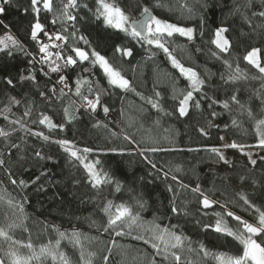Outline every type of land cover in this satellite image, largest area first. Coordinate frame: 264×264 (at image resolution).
Listing matches in <instances>:
<instances>
[{
  "label": "trees",
  "instance_id": "1",
  "mask_svg": "<svg viewBox=\"0 0 264 264\" xmlns=\"http://www.w3.org/2000/svg\"><path fill=\"white\" fill-rule=\"evenodd\" d=\"M116 2L131 18L140 16V10L148 6L160 19L193 28L192 41L179 34L168 39L179 46L176 55L184 66L192 67L206 82L200 93H194L200 108L190 107V115L179 117L175 112L179 99L171 98L172 81L180 89H187L189 82L172 68L162 51L107 26L102 17L97 18L94 15L95 0H78L81 6L70 10L77 16L76 21L52 24L54 13L47 12H41L39 21L51 34L63 26L72 45L90 51L89 46L78 39L80 35L85 36L91 47L122 70L135 91L125 92L110 86L99 66L92 68L88 61L82 66L62 68L60 73L44 75L48 71L47 64L35 63L34 67L29 64L38 49L30 36L31 25L35 22L30 0H11L9 4L2 5L5 11L0 13V35L9 32L19 41L20 47L12 48V55L0 52V128L11 133L7 139L0 137V159L5 161L0 166V194L5 195V200L0 201V226L6 227L8 223L20 222L21 219L18 212L14 214L8 207V197L16 201L26 198L23 225L28 230L21 227L10 234L23 244L30 241L37 251L41 245L55 243L59 239V251L65 253L71 264H85L90 253L93 254L90 257L92 264H105L104 256H109L107 264L160 261L161 257L155 255L150 244L133 238L143 234L145 239H149L150 233L135 227L129 230L124 226L116 231L130 234L116 236L114 231L104 230L107 215L103 209L111 201L113 205L131 206L133 213H139L145 228L152 222L162 227L177 225L173 230L188 238L181 253V264L187 260L217 264L211 257H203V253L198 251L200 244L214 253L238 255L242 252L239 241L216 233L212 227L205 229L204 225H214V213H224L225 210L257 224L254 209H248L239 194H246L252 203L264 209V162L256 157L257 165L253 166L241 155H233L230 162L224 164L210 149L222 147L221 136L228 143H257L256 121L264 119V77L252 79V76L260 74L243 57L249 49L258 48L261 50V64L264 65V17L253 15V12L264 11V0H254L250 5L249 0H161L166 5L164 7H155L157 0ZM62 3L66 0H54L55 15H58ZM182 5L185 7L181 8ZM219 26L228 29L225 35L231 47L227 53H220L212 43L214 30ZM74 30H78L76 39L70 36ZM45 38L40 35L42 42ZM63 43H60L61 49L50 51L62 50L65 56H74L70 49L63 47ZM117 46L130 48L133 54L124 57L116 51ZM213 52L218 53V57L213 56ZM51 59L55 60V56ZM36 60L39 58L36 57ZM58 63L63 65V60ZM237 64L247 71L248 78L229 81L228 77L234 74ZM84 67L90 71L85 73ZM30 69L36 79L22 80V76L29 75ZM61 74L67 77V87L57 83ZM83 78L90 81V84H81L83 95L94 98V93L90 94L88 88L92 86L95 89L97 84L104 90L101 104L95 112L86 108L81 97L75 94L76 81ZM9 79L11 85L7 83ZM53 87L55 92L51 91ZM61 89L65 93L63 97ZM41 91L45 92V96L39 94ZM155 91L161 93V107L172 115L153 109L137 95L141 93L146 98L155 99ZM205 92L217 103L200 100ZM233 95L239 103L232 101ZM10 98L19 103H11ZM224 102L228 103V108L223 106ZM105 105L110 109L107 115L103 111ZM65 107L69 109L67 117ZM6 108L10 110L6 111ZM29 110L31 114L25 116L24 113ZM213 111L217 113L215 117L212 116ZM44 115L54 124H63V130L57 127L50 131L46 125H40L39 119ZM233 120L236 125H233ZM13 121H20L24 127ZM97 121L99 126H94ZM200 128L207 129V136L201 135ZM35 132H43L50 139L45 141L31 134ZM126 135L136 143L125 140ZM60 139L72 141L76 148L93 149L87 154V159L94 164L99 161L96 170L101 175L107 173L113 182L101 184L99 188L92 187L84 167L55 142ZM13 144L18 147H12ZM149 147L167 151L140 154L141 148ZM256 150L264 156V150ZM36 151L41 152V157L35 156ZM149 161L156 167L153 168ZM10 176L17 181L25 180L27 186L12 185ZM36 177H40L39 180ZM117 183L119 191H116ZM197 184L209 199L218 203L203 209L199 203L202 197L191 191ZM169 187L173 191H169ZM137 201H142L144 207L141 208ZM173 201L188 215H184L183 211L173 213ZM222 204L226 205V209L221 207ZM111 211L115 212V207ZM225 220L233 229L241 227L231 217L225 216ZM74 231L81 234L82 248L58 235V232L71 234ZM256 239L264 241V233ZM189 241L194 249L192 252L187 250ZM10 246L19 248L22 255L29 254L27 248L0 239V258H4ZM32 264L39 262L33 261ZM43 264H53V261L49 258Z\"/></svg>",
  "mask_w": 264,
  "mask_h": 264
},
{
  "label": "snow or ice",
  "instance_id": "2",
  "mask_svg": "<svg viewBox=\"0 0 264 264\" xmlns=\"http://www.w3.org/2000/svg\"><path fill=\"white\" fill-rule=\"evenodd\" d=\"M11 2V0H0V13L5 11V8L2 5H7ZM254 3V0H249V5ZM96 11L94 15L97 18L102 17L104 23L112 28L119 29L129 36L133 38H137L140 41H143L144 44L154 47L157 50L163 52L166 60L170 63L173 69L177 70L180 76L184 77L188 82L187 89H180L176 82L172 81V99H179L178 107L175 109V112L178 113L179 117L183 118L190 115V107H194L196 109L200 108L199 100L194 98V93H200L202 91L203 86L205 85V80L201 79L197 72L193 70L192 67H185L184 63L181 59L177 58L176 52L178 50L177 45H175L171 40L174 34H179L180 36L186 37L189 41L193 39V28L191 27H183L179 26L176 23H171L167 20H163L158 18L153 14V11L148 6H144L140 10V17L138 19H133L129 14L122 9L116 0H95ZM246 5V6H249ZM81 5L78 3V0H66V3H62V7L59 9L58 15H55L57 10L54 7V0H30L31 11L35 16V22L31 25L30 36L33 41L38 45V51L42 55L39 60H36V57L33 56L31 60H29V64L33 67L35 63H40L41 65L47 64L48 71L44 73V75H49L50 73H60L62 68H67L69 66H82L85 61H88L92 68H95L97 65L99 69L102 70L104 76L106 77L108 84L115 88H119L125 92L135 91L132 87L131 82L126 79L125 75L122 74V70L113 66L110 61L106 58L105 55H102L99 51H97L94 47H91L88 39L80 35L78 37L79 40H82L85 45H88L90 51H85L79 46L72 45L69 40V33L66 28L63 26L61 29L49 34L44 29V26L39 21V16L41 12L54 13L52 24H56L61 21H76L78 18L74 16L70 10L76 9ZM87 7V5H84ZM166 5L161 3V0H157L155 7H164ZM185 7L184 5L181 8ZM264 7V4H262ZM171 10V9H170ZM239 9H237L238 11ZM27 12L28 9L26 8ZM189 13H191V9H188ZM253 15H259L260 17H264V11H260L259 13L253 12ZM77 31L74 30L71 32L70 36L72 39H76ZM228 31L225 27H219L215 31V39L212 40V43L219 49L220 53H227L231 47L229 40L225 37V33ZM48 37L49 43L42 42L40 39V35ZM54 41L66 42L63 43V47L65 49H70V53L72 54L64 55L62 50H57L55 53L50 51V48L61 49V45L55 43ZM20 44L12 35H5L0 38V52H6L8 55H12V48H19ZM116 51L121 53L124 57H130L133 53L130 48H121L117 46ZM183 51V49H180ZM260 53L261 50L253 47L247 54L243 57V59L255 68L259 76H252V79H260V77H264V65L261 64L260 61ZM26 55H31V53H26ZM213 56L218 57V53L213 52ZM55 56V60L51 59ZM151 58V57H150ZM63 60V65L58 63V61ZM228 64V61H225ZM231 68V65H228ZM43 71V68L41 69ZM83 71L88 73L90 69L88 67H84ZM241 78H248L247 71L241 69L239 64H237L234 74L228 77L229 81H235ZM22 80H32L34 81L36 77L31 74V69L29 70L28 76H22ZM223 79V76H222ZM67 77L65 75H59L58 84H62L67 87L66 83ZM227 82V81H226ZM8 84H12V81L9 79L7 81ZM88 83L90 81L87 78L77 79L76 81V89L75 94L80 96L82 101L84 102V106L86 108L91 109L93 112L97 110V106L101 104V94L104 92L103 89L99 88V85H96L94 89L92 86H89L88 91L90 94L94 93V98L90 99L89 96H85L81 91V84ZM52 92H55L56 89L53 87L51 89ZM41 96H45V92L41 91L39 93ZM60 95L63 97L65 95L63 89L60 90ZM137 95L141 96V99H145L148 104L151 105L153 109H157L160 112H164L165 115H172L173 113L166 112L161 107V102L159 97L161 93L159 91L154 92L155 99L153 97H144L141 93H137ZM233 102L239 103L237 97L233 95L231 97ZM200 100H210L211 103H217L212 97L208 96L205 92L203 96L200 97ZM11 103H19L14 99L10 98ZM191 102V104H190ZM223 106L228 108L229 105L227 102H224ZM243 107V106H242ZM10 110V109H5ZM103 111L105 115H107L110 111L108 106L103 107ZM65 116H68L69 109L68 107L64 108ZM31 112L26 111L24 113L25 116L30 115ZM217 115L216 112H212V116L215 117ZM252 113L249 111V116ZM5 119L7 117L5 116ZM35 122V121H34ZM12 123H19L21 128L24 125L20 121H13ZM236 121L233 120V125H236ZM40 125H46L47 128L51 131L59 127L63 130L64 125L54 124L52 120L44 115L41 119H39ZM100 122L97 121L96 125L99 126ZM256 133H257V143L256 145H245L238 144L233 141L232 143L223 144V148L228 149H238L244 155L248 156V162L255 166L257 165V159H253L251 157V153L245 152V148L247 147H255L261 150H264V119H259L256 121ZM16 131V129H13ZM199 132L201 135L207 136V132L200 128ZM37 137H41L43 140L48 141L50 139L49 136L44 135L43 132H35L31 133ZM11 135L10 132L5 131L3 128H0V137H4L5 139L9 138ZM125 140H128L131 143H136V141L131 136H124ZM223 140V137H220ZM61 147H63L64 151L68 153V155L73 158L75 161H79V163L86 170L89 182L92 184V187L99 188L101 184H110L113 181L108 176L107 173L101 175L99 171L96 170V164L99 161H96V164L91 162H87V154L92 152L93 149L85 147L83 149L76 148L73 145V142L68 139H60L55 141ZM12 147L16 148L17 145L13 144ZM113 151H115L113 149ZM157 151H167V149L157 148V147H149V148H141L140 154L143 155L145 152H157ZM212 153L218 158L219 161H223L224 163H228L226 156L221 152L220 148L213 147L210 149ZM36 157H41V152H35ZM258 159L264 162V156H259ZM153 168L156 167L154 163L149 161ZM5 161L0 159V166L4 165ZM43 175V173H42ZM167 176V173H165ZM40 177H36V180H39ZM173 180L176 179L175 176L172 177ZM10 183L12 185H17L21 188L27 186V182L23 179L17 181L16 179L11 178ZM35 183V181H33ZM184 188H187L188 185H182ZM120 190V186L117 183L116 191ZM169 191H173L171 187H169ZM193 193H199L202 199L199 200L200 205L203 209H209L213 204L218 203V201H214L209 199L207 195L204 194L199 184H197L194 188L191 189ZM240 199L243 201L244 205L247 206L248 209H254L257 218V224L254 225L249 223L248 221L242 219L240 216L236 215L234 212L225 210L224 213H214L216 216V220L214 225L205 224L204 228L207 229L212 227L216 233H223L227 236L233 237L235 240L239 241L240 245H242V252L238 255H230L227 253L219 252L214 253L208 250L203 244H200L198 249L199 252L203 253V257H211L214 259L217 264H264V241L258 242L256 237L260 236L264 233V209L260 206L252 203L248 196L244 193L239 194ZM5 200V195L0 194V201ZM6 203L9 208L13 210V213H19L20 222H10L6 227L0 226V239L10 241L11 245H20L29 250V254L22 255L17 247H9L8 250L4 254V258H0V264H32L33 261L39 262V264H43L44 260L51 259L53 264H56L58 261L59 264H71L68 257L65 253L59 251L60 241L59 239L55 241V243H49L47 245H41L39 250L37 251L34 245L29 241L27 244H23L22 242L16 241L13 239V236L10 234L13 230L17 228L24 227L23 219L26 218L24 214V203H27L26 198H23L20 201H16L12 197H8ZM141 208L144 207L142 201H137ZM112 207H115V212H112ZM222 208L226 209V205L222 204ZM105 214L107 215V223L104 225V230L109 231L112 230L115 232L116 236H121L130 233H124L123 231H116V229L121 226L127 227L129 230H132L134 227L140 229L142 232L150 233V238L145 239L143 234L137 235L133 237L137 240H144L146 244H150L151 247L155 250V255L161 257L160 261H156L153 259L150 264H181L182 256L181 253L186 247L185 241L188 240L183 233H177L173 229L177 227V225L164 226L162 227L160 224L152 222L151 225L147 228L144 227V222L140 217L139 213H133L131 206L120 204L113 205L111 201H108L105 208L103 209ZM173 213L182 212L183 210L178 208L175 205V201H173V206L171 208ZM184 215H188L186 211H183ZM225 216L231 217L233 221L238 222L241 227H237L233 229L229 227L228 222L225 220ZM7 218V214H6ZM24 230L28 229L24 227ZM60 238H67L74 244V246H80L82 248L80 233L72 232L71 234H67L64 232H58ZM187 250L189 252L194 251L191 247V242H188ZM111 251V249H109ZM93 254H89V259L85 262V264H92L90 257ZM203 257L201 260H203ZM81 258L83 259V252L81 253ZM105 264H107L109 260V256L103 257ZM185 264H200L198 261L187 260Z\"/></svg>",
  "mask_w": 264,
  "mask_h": 264
},
{
  "label": "rangeland",
  "instance_id": "3",
  "mask_svg": "<svg viewBox=\"0 0 264 264\" xmlns=\"http://www.w3.org/2000/svg\"><path fill=\"white\" fill-rule=\"evenodd\" d=\"M179 26H181V25H179ZM183 27H186V26H183ZM219 27H223V26H219ZM219 27H216L215 28V30H214V39H215V31H216V29L217 28H219ZM5 35H11L9 32H5V33H3V34H1L0 35V38H2V37H4ZM225 35V34H224ZM225 37H226V35H225ZM252 49V48H251ZM251 49H249L248 51H250ZM247 51V52H248ZM247 54V53H246ZM185 67H187V66H185ZM205 131L207 130L206 128H203ZM221 137H223V136H221ZM224 138V137H223ZM222 141V143L223 144H228V140L226 139V138H224L223 140H221ZM220 150H221V152L226 156V158H227V160H228V163L230 162V159H231V157L233 156V155H241L246 161H247V163H249L248 162V156L247 155H244V154H242L241 152H240V150H238V149H228V148H223V147H221L220 148ZM245 152H248V153H251V157L253 158V159H255L256 157H259V156H263L262 154H259L258 152H257V150H256V148L255 147H247V148H245V150H244ZM87 162H91V163H93V161L92 160H89V159H87ZM223 162V161H222ZM224 163V162H223ZM228 163H224V164H228ZM94 164V163H93Z\"/></svg>",
  "mask_w": 264,
  "mask_h": 264
},
{
  "label": "built area",
  "instance_id": "4",
  "mask_svg": "<svg viewBox=\"0 0 264 264\" xmlns=\"http://www.w3.org/2000/svg\"><path fill=\"white\" fill-rule=\"evenodd\" d=\"M49 34H51V33H49ZM44 42H45V43H49L48 37H46V38L44 39ZM54 42L57 43V44H60V43H61L60 41H54ZM52 49H53V48H50V50H52ZM41 55H42V54L39 53V51H38V49H37L35 56L38 57V58L40 59V56H41ZM59 85H61V84H59ZM52 89H53V88H52Z\"/></svg>",
  "mask_w": 264,
  "mask_h": 264
},
{
  "label": "water",
  "instance_id": "5",
  "mask_svg": "<svg viewBox=\"0 0 264 264\" xmlns=\"http://www.w3.org/2000/svg\"><path fill=\"white\" fill-rule=\"evenodd\" d=\"M140 16H138V17H135V18H133V19H138Z\"/></svg>",
  "mask_w": 264,
  "mask_h": 264
}]
</instances>
